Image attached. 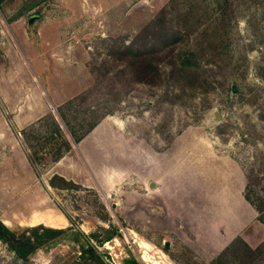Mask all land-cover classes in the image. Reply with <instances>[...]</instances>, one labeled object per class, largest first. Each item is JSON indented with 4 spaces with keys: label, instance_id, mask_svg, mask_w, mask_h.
Returning <instances> with one entry per match:
<instances>
[{
    "label": "rangeland",
    "instance_id": "obj_1",
    "mask_svg": "<svg viewBox=\"0 0 264 264\" xmlns=\"http://www.w3.org/2000/svg\"><path fill=\"white\" fill-rule=\"evenodd\" d=\"M37 90L84 103L73 129L83 107L108 114L89 185L52 189L49 146L21 181L14 111ZM240 179L244 208L225 195ZM50 207L65 234L28 263L0 242V264H95L88 243L105 264H212L244 221L255 253L222 264H264V0H0V220Z\"/></svg>",
    "mask_w": 264,
    "mask_h": 264
},
{
    "label": "trees",
    "instance_id": "obj_2",
    "mask_svg": "<svg viewBox=\"0 0 264 264\" xmlns=\"http://www.w3.org/2000/svg\"><path fill=\"white\" fill-rule=\"evenodd\" d=\"M79 103V98L75 97L57 108V116L52 112L46 114L35 123L31 124L23 131L24 145L28 154V160L35 170L37 176H40L38 168L42 164L43 158H41L42 151L49 146V152L45 155L49 156V166H52L58 162L64 155L73 149L74 145H78L87 135H89L106 117L108 114L98 116V107L86 106L83 107V113L81 117H77V129L70 127L69 112L73 110ZM79 103L78 107H80ZM79 114V112L77 113ZM41 129H46L47 132L44 136L39 134ZM41 137L40 146L34 145L32 141ZM49 185L52 189L58 190L61 187H74L80 188L72 181H67L63 177L53 176L49 180ZM246 199L250 202V198L245 195ZM258 211L264 212V209L257 208ZM65 215V214H64ZM71 224L72 220L65 215ZM66 229H55L46 227L44 225H37L33 227L18 226L17 230L10 229L2 220H0V242L7 245L10 251L16 256V258L24 263L30 261L31 255H33L38 249L42 248L49 242L56 240L63 236ZM118 232H115L114 237H117ZM96 238L95 235L91 236ZM240 245L247 252L255 253L246 242L240 237L236 238L224 251L213 261L212 264H222L227 260L229 254H231L234 248ZM84 252H89L94 258L95 264H105L102 256L98 254L96 248L88 243L87 249ZM123 264H142L136 258L128 259Z\"/></svg>",
    "mask_w": 264,
    "mask_h": 264
},
{
    "label": "crops",
    "instance_id": "obj_3",
    "mask_svg": "<svg viewBox=\"0 0 264 264\" xmlns=\"http://www.w3.org/2000/svg\"><path fill=\"white\" fill-rule=\"evenodd\" d=\"M33 100L31 101V99ZM26 96V101L24 105L19 107L14 111V123L18 129H25L31 124L38 121L40 118L46 114L52 112L55 107H58L68 101L61 100L57 101L56 98L48 97L44 91L35 92L32 96ZM101 123L89 134L87 135L76 147L68 152L64 157H62L58 162L53 164L48 169V179L50 180L53 176L57 175L63 177L67 181H72L74 183H79L82 185H89L91 183V173L95 171V167L99 164L100 158V141L96 138L95 132L99 129ZM10 145L14 147L16 152L19 154L20 158L24 157V164L22 169L19 168V177L22 182L36 181V173L28 160V154L24 147L17 145L15 146V141H11ZM17 172V171H16ZM240 179L239 184L234 185L232 182L227 185L228 191L225 193L226 198L229 202L237 203L244 208L245 197H243L244 182ZM23 224L28 227H33L37 225H44L46 227L55 229H66L70 222L63 215L59 213L54 208L50 207L42 211H34L30 218H26ZM243 223V222H242ZM245 221L243 224H233L230 223L228 228V237L224 241L223 248L228 244L232 243L236 238L240 237L246 243L251 244L248 234L246 235V225ZM255 226V236L256 239L264 240V226L262 224L256 223ZM234 226V227H233ZM262 236V237H260ZM259 242V241H258ZM261 242V241H260ZM259 242V243H260Z\"/></svg>",
    "mask_w": 264,
    "mask_h": 264
},
{
    "label": "built area",
    "instance_id": "obj_4",
    "mask_svg": "<svg viewBox=\"0 0 264 264\" xmlns=\"http://www.w3.org/2000/svg\"><path fill=\"white\" fill-rule=\"evenodd\" d=\"M21 135H22V134L19 133V137H22Z\"/></svg>",
    "mask_w": 264,
    "mask_h": 264
}]
</instances>
